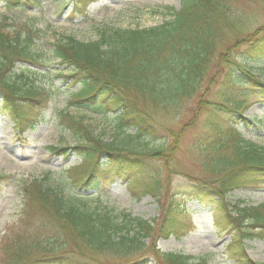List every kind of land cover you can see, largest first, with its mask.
<instances>
[{
    "label": "trees",
    "instance_id": "obj_1",
    "mask_svg": "<svg viewBox=\"0 0 264 264\" xmlns=\"http://www.w3.org/2000/svg\"><path fill=\"white\" fill-rule=\"evenodd\" d=\"M22 1L27 8L38 9L40 15L34 19L41 20L44 0ZM56 1L62 2L61 8L70 5V10L84 13L83 0H50V5ZM218 1L180 0V9L161 25L144 29L107 25L99 29L95 40L80 41L73 35H63L49 47L40 45L46 29L36 22L15 23L6 17L0 21V110L11 119L15 130L24 132L35 124L30 111L42 103L46 91L34 78L49 58L69 68L67 79L82 84L81 91L72 95L71 104L96 113L120 111V139L109 141L81 120L64 115L66 127L77 142L74 146H51L50 151L65 158L74 153L80 162L61 174L50 171L25 182L28 209L41 216L51 235L47 244L40 238V242L19 249L16 243L11 244L5 253L8 264H21L25 255L33 253L38 254L26 264H101L104 259L112 260L109 264H149L147 251L153 253L156 264H207V257L162 253L157 244L178 234L190 210L189 200L204 204L212 198H218L215 200L222 205L219 210L225 213L219 227L236 232L231 243L234 262L262 264L246 255L243 245L244 240L264 239V204L238 207L237 215H232L225 199L237 188L264 185V147L245 139L235 126L246 120L244 113L255 102L264 104V82L246 66L247 61L235 58L234 52L244 39L215 60L216 66L229 65L228 70L213 71L209 76L216 49ZM246 43L251 57L260 54L264 28L248 37ZM19 64L20 71L14 72ZM208 76L209 88L217 86L212 91L215 102L207 101L210 99H205L204 93L200 102L214 106L213 118L207 122L215 134L209 165L213 172L221 173V178L214 188L200 185L169 193L162 200V187L154 173L156 179L151 177L144 180L145 185L139 184L140 173L150 175L142 162L150 154L167 157L174 149H153L149 145L151 126L133 95L154 107L176 108L197 94ZM256 94L260 97L252 101ZM130 127H135L134 134L127 133ZM111 175L127 179L128 184L155 197L160 203V216L152 220L133 217L98 202L99 195L84 193ZM70 185L82 191L66 193L64 188Z\"/></svg>",
    "mask_w": 264,
    "mask_h": 264
},
{
    "label": "rangeland",
    "instance_id": "obj_2",
    "mask_svg": "<svg viewBox=\"0 0 264 264\" xmlns=\"http://www.w3.org/2000/svg\"><path fill=\"white\" fill-rule=\"evenodd\" d=\"M61 4L62 2L56 1L50 5V0H44L41 20H36L34 16H39L40 11L27 8L22 0H0V21L6 17L15 23L30 20L36 22L39 27L46 29L40 45L45 43L49 47L63 35H73L80 41L95 40L99 29L107 25L123 29L158 26L163 21L170 20L181 7L180 0H83L84 13L80 14L70 10V5L61 8ZM217 4L220 11L216 19V49L211 58L209 76L213 71L228 70L229 65L216 66L215 60L221 52H226L237 41L244 39L237 51H233L235 58L239 62L247 61L246 66L264 82V49L251 57L246 43L248 37L264 28V0H219ZM20 66L21 64L13 71L18 73ZM68 69L65 65H60L57 59L49 58L37 78L33 77L41 83L46 97L30 111V116L35 121L32 128L24 132L15 130L11 119L0 110V175L3 176L0 180V264L10 263L5 253L13 243L18 245L17 249L33 241L40 242L39 238L48 243L50 230L45 227L41 216L28 209L25 182L34 177H43L50 171L61 174L80 162V158L74 153L65 158L50 151L51 146H74L77 142L76 136L66 127V114L81 120L105 140L120 139L117 132V116L120 111L96 113L71 104L72 95L81 91L82 84H74L71 79L66 78ZM209 76L203 81L197 94L186 98L176 108L154 107L133 95L141 108L140 113L147 117L151 126L152 135L147 139L149 145L153 149H170L171 146L174 149H171L167 157L150 154L142 162L150 175L140 173L139 184L143 186L145 179L157 177L162 187V200L169 193H182L200 185L214 188L221 178V173L213 172L209 165V158L213 155L209 154L211 139L215 134L207 122L209 118H213L214 106L213 103L210 105L200 102L202 93L205 99H210L207 101L214 99L212 91L217 86L209 88ZM259 97L256 94L252 101ZM216 117L222 119L223 116ZM244 117L246 120L238 122L236 128L245 139L264 147V104L255 102L244 113ZM127 131L134 134L136 129L130 127ZM230 152L231 149L228 150V155ZM97 184V188L83 190L84 193L99 195L98 202H106L133 217L152 220L160 216L161 207L157 199L128 184L127 179L111 175L101 178ZM76 189L73 185L68 189L64 188L66 193L82 191ZM215 199L204 204L189 200L190 210L184 215L178 234L161 239L157 244L159 251L181 253L196 259L207 257V264H238L232 258L234 252L231 244L236 232L219 227L225 213L219 210L222 205ZM225 201L230 205L232 215H237L235 209L238 207L262 205L264 185L253 184L237 188L227 194ZM243 248L253 261L264 264V239L244 240ZM36 254L38 253L25 255L21 264H26ZM145 257H148L149 264H156L150 251L146 252ZM103 261L101 264H109L112 260Z\"/></svg>",
    "mask_w": 264,
    "mask_h": 264
}]
</instances>
